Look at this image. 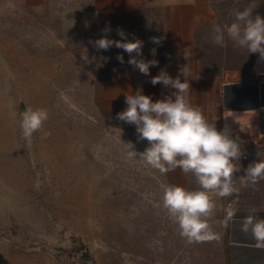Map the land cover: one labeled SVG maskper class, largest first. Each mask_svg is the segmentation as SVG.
I'll return each instance as SVG.
<instances>
[{"label": "rangeland", "instance_id": "rangeland-1", "mask_svg": "<svg viewBox=\"0 0 264 264\" xmlns=\"http://www.w3.org/2000/svg\"><path fill=\"white\" fill-rule=\"evenodd\" d=\"M212 3L217 21L199 30L202 65L224 83L264 81L258 54L234 45L226 33L224 46L213 42L214 26L230 25L236 11L255 5L253 16H264V0ZM90 6L91 0L40 6L0 0V264H264L259 250L243 244L254 239L241 229L250 214L264 218V179L242 182L249 164L263 159V132L227 131L248 155L234 160L236 190L227 197L209 193L213 239L181 236L163 207L171 173L129 156L128 142L139 153L148 141L138 139L135 125L105 116L96 99L100 81L134 66L122 48L97 49L93 42L139 39L138 59L153 49L162 59L168 45L160 9L147 10L140 30L121 37L116 24L93 22ZM152 37L160 43L154 46ZM221 106L224 114L236 112L225 109L224 98ZM27 107L45 109L47 119L25 138L20 123ZM172 173L179 186L200 190L193 174ZM238 240L243 245L235 250Z\"/></svg>", "mask_w": 264, "mask_h": 264}, {"label": "clouds", "instance_id": "clouds-1", "mask_svg": "<svg viewBox=\"0 0 264 264\" xmlns=\"http://www.w3.org/2000/svg\"><path fill=\"white\" fill-rule=\"evenodd\" d=\"M255 7L250 5L243 11H236L234 22L223 29L219 25L214 26L213 42L224 46L226 33L234 45L246 48L264 60V16H253ZM118 35L126 37L123 30H118ZM152 39L154 43H160V38ZM93 43L97 49L107 50L113 45L122 48L131 56L128 63L145 76H149L150 67L158 63L156 60L138 59L142 55V41L139 39L113 40L105 36ZM155 52L156 49H153V54ZM117 59L124 62L123 55H118ZM150 82L174 91L155 101L142 89L131 95L125 94L127 107L117 114V118L135 125L138 139L148 141V146L139 153L133 143L128 142V154L139 156L161 173L180 168L185 174L195 176L200 190L190 191L179 185L164 186L163 207L178 224L181 236L190 242L211 240L214 237L206 221L213 208L209 193L227 197L236 190L233 174L238 167L234 160L242 154L240 144L225 129H218L215 124L209 123L199 108L190 105L185 95L189 89L186 71L180 70L173 78L162 69L158 75L151 77ZM21 115L20 127L25 138L38 131L47 119V111L42 108L33 110L27 107ZM260 179H264V159L249 164L242 182L255 184ZM241 229L251 233L257 247L264 248V218L250 214L243 219Z\"/></svg>", "mask_w": 264, "mask_h": 264}, {"label": "crops", "instance_id": "crops-1", "mask_svg": "<svg viewBox=\"0 0 264 264\" xmlns=\"http://www.w3.org/2000/svg\"><path fill=\"white\" fill-rule=\"evenodd\" d=\"M25 1L35 6L49 2ZM155 8L160 9L161 35L168 49L162 59H155L153 53L145 59L158 62L150 67L149 76L132 68L100 81L96 96L100 110L105 116L118 119L117 114L127 107L125 94L131 95L138 89L150 95L153 101L165 98L174 89L165 88L162 84L153 85L151 77L158 75L163 69L175 78L182 70L188 73L189 89L185 95L190 105L199 108L209 123L215 124L218 129H225L228 112L225 117L221 101L226 83L220 80L215 71L204 67L200 58L199 30L212 26L217 21L212 0H91L88 12L93 22L106 21L108 24H116L123 31H138L145 12ZM181 79L184 77L181 76ZM261 135L263 141L264 132ZM168 173H171L168 177L170 184L179 185L180 178L175 177L172 170Z\"/></svg>", "mask_w": 264, "mask_h": 264}, {"label": "water", "instance_id": "water-1", "mask_svg": "<svg viewBox=\"0 0 264 264\" xmlns=\"http://www.w3.org/2000/svg\"><path fill=\"white\" fill-rule=\"evenodd\" d=\"M223 98L224 107L236 111L227 115L229 132H264V81L226 83ZM89 264L94 263L90 260Z\"/></svg>", "mask_w": 264, "mask_h": 264}, {"label": "bare ground", "instance_id": "bare-ground-1", "mask_svg": "<svg viewBox=\"0 0 264 264\" xmlns=\"http://www.w3.org/2000/svg\"><path fill=\"white\" fill-rule=\"evenodd\" d=\"M256 68H257V70L258 71H264V60H261L260 58H259V56H257V64H256ZM261 92V91H260ZM240 158H241V156H240ZM245 241H247V242H245V243H243V242H240L239 240L238 241H234V245H236L234 248H235V250H238V248L240 247V246H238L237 247V244L238 245H245V244H248L249 246H250V248H252L253 247V250H259L260 252H261V254H262V256H264V248H261V247H257L256 246V241L255 240H251V239H244ZM249 241V242H248ZM255 242V243H254ZM241 243H243V244H241ZM249 243H253V244H249ZM239 249H241V247L239 248ZM243 251V250H242ZM238 254H239V252H238Z\"/></svg>", "mask_w": 264, "mask_h": 264}, {"label": "built area", "instance_id": "built-area-1", "mask_svg": "<svg viewBox=\"0 0 264 264\" xmlns=\"http://www.w3.org/2000/svg\"><path fill=\"white\" fill-rule=\"evenodd\" d=\"M226 131H228L227 128H226ZM228 132H229V131H228ZM230 133H232V132H230ZM233 134H236V133H233ZM247 158H248L247 153H244V150H242V154H241V159H242V161H243V162L246 161ZM263 159H264V155H263Z\"/></svg>", "mask_w": 264, "mask_h": 264}]
</instances>
